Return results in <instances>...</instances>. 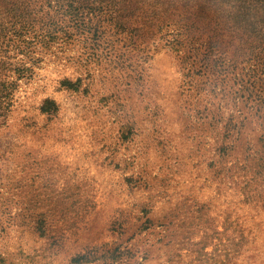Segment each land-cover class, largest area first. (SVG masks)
I'll use <instances>...</instances> for the list:
<instances>
[{
	"label": "rangeland",
	"instance_id": "obj_1",
	"mask_svg": "<svg viewBox=\"0 0 264 264\" xmlns=\"http://www.w3.org/2000/svg\"><path fill=\"white\" fill-rule=\"evenodd\" d=\"M0 264H264V0H0Z\"/></svg>",
	"mask_w": 264,
	"mask_h": 264
},
{
	"label": "trees",
	"instance_id": "obj_2",
	"mask_svg": "<svg viewBox=\"0 0 264 264\" xmlns=\"http://www.w3.org/2000/svg\"><path fill=\"white\" fill-rule=\"evenodd\" d=\"M80 11H81V10L78 11V9H70V8H67V9H65V10L63 11V13H64V14H70V15H74V14L76 13L75 15H78ZM259 34H260V33H259Z\"/></svg>",
	"mask_w": 264,
	"mask_h": 264
}]
</instances>
